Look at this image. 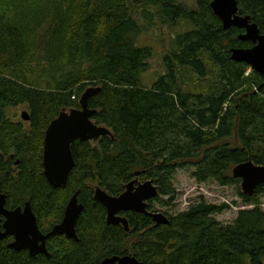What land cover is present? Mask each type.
I'll return each instance as SVG.
<instances>
[{"label":"trees","instance_id":"obj_1","mask_svg":"<svg viewBox=\"0 0 264 264\" xmlns=\"http://www.w3.org/2000/svg\"><path fill=\"white\" fill-rule=\"evenodd\" d=\"M180 1L0 0V191L12 208L29 202L44 233L62 222L75 193L84 205L78 242L51 237L50 256L36 258L0 243V264H101L126 255L142 264H264V185L251 196L240 192L253 209L229 226L213 218L228 206L201 202L168 225L126 213V232L107 224L95 199L98 187L117 197L132 180L153 181L155 212V203L173 206L179 170L228 187L241 183L235 166L264 165V79L230 54L252 43L239 41L244 31L223 28L213 0H197L192 10ZM236 1L264 34V0ZM158 23L186 32L173 36L165 74L144 88L153 51L138 46V37ZM89 87H102L90 100L93 121L114 138L76 141L68 184L54 189L43 176L45 132L63 110L79 108ZM20 106L29 110L30 131L7 117Z\"/></svg>","mask_w":264,"mask_h":264},{"label":"water","instance_id":"obj_2","mask_svg":"<svg viewBox=\"0 0 264 264\" xmlns=\"http://www.w3.org/2000/svg\"><path fill=\"white\" fill-rule=\"evenodd\" d=\"M211 8L216 17L222 22L223 28H237L244 31L238 36L241 42H250L249 48H232L231 59L236 63L249 66L264 79V34L259 27L251 22L250 16L239 14L236 0H213ZM102 93V87H89L81 95L79 108L69 111L63 110L48 126L45 132L43 149V176L48 184L54 188H65L75 167L72 145L76 142H94L103 137H113V133L105 126L97 125L93 118L97 110L90 108V100ZM25 121L30 119L28 112L22 113ZM232 176L241 182V190L245 195H253L264 185V165H256L253 161L235 166ZM139 173L136 174V178ZM77 192L70 199L60 224L53 227L48 234H43L30 203L24 209L14 211L5 209L6 195L0 192V216L7 219L4 224L5 232L0 231V241L7 236H14L15 241L10 247L16 252L29 251L32 258L39 255L50 256L46 242L51 237L66 236L70 240L79 241L77 224L83 214L84 205L79 201ZM159 196L158 187L153 181L140 183L132 180L125 187V191L117 197L109 195L101 188H96L95 199L107 210V224L121 225L126 232L130 231L129 220L121 213H137L151 217L157 225H168V217L163 213H151L149 202ZM101 264H142L134 256H114L106 258Z\"/></svg>","mask_w":264,"mask_h":264},{"label":"rangeland","instance_id":"obj_3","mask_svg":"<svg viewBox=\"0 0 264 264\" xmlns=\"http://www.w3.org/2000/svg\"><path fill=\"white\" fill-rule=\"evenodd\" d=\"M180 3L191 10L197 8V0H181ZM185 32L186 30L182 26L171 29L162 26L161 23H158L153 29H143L138 37V46L149 47L153 51V57L149 61V69L141 76V85L144 88H151L165 74L164 57L169 51L171 40L174 35ZM25 111H29L27 106L10 108L7 110V117L14 122H23L22 113ZM24 129L30 131V124L25 123ZM193 171V169H184L177 172L173 182L177 193L173 206L164 207L155 203L154 211L163 213L167 217H176L201 202L217 207L226 205L228 208L214 215L213 218L221 225L229 226L235 223L240 211L253 209L252 206L245 205L240 196V192H242L241 183L228 187H223L215 181L198 183L192 177ZM163 200L167 201L168 198ZM260 202L264 212V196L261 197Z\"/></svg>","mask_w":264,"mask_h":264},{"label":"flooded vegetation","instance_id":"obj_4","mask_svg":"<svg viewBox=\"0 0 264 264\" xmlns=\"http://www.w3.org/2000/svg\"><path fill=\"white\" fill-rule=\"evenodd\" d=\"M253 46V45H252ZM26 112H28L29 113V111H26ZM30 115V114H29ZM22 121L23 122H17V123H23V124H25V123H29V124H31L30 123V119L28 120V121H25L23 118H22ZM31 126V125H30ZM12 161H13V163H14V170L17 172V170H18V166H19V163H20V161H18V160H15V158H13V156H12ZM15 174H18V173H15ZM139 181V180H138ZM146 182V181H145ZM141 183V182H140ZM1 192V191H0ZM2 193V192H1ZM2 194H4V193H2ZM6 195V194H5ZM155 200V199H154ZM154 200H151L150 202H152V201H154ZM150 202H149V207H150ZM27 203H29V202H26V204ZM26 204L24 205V206H22V207H15V208H12V207H10V205H9V196L8 195H6V203H5V209L7 210V211H14V210H16V209H18V208H22V209H24V207L26 206ZM33 210V209H32ZM149 210V209H148ZM150 211V210H149ZM34 212V211H33ZM151 213H159V212H152V211H150ZM35 214V213H34ZM126 213H121L120 215H122V216H124V217H126V215H125ZM36 216V215H35ZM127 218V217H126ZM37 219V218H36ZM128 219V218H127ZM6 221H7V219H6V217L4 216V215H1L0 216V231L2 232V233H4L5 232V229H4V224L6 223ZM38 225V224H37ZM77 228V227H76ZM77 230V229H76ZM41 231V230H40ZM52 231V230H51ZM50 231V232H51ZM42 232V231H41ZM43 234H48V233H44V232H42ZM14 241H15V237L14 236H7L5 239H3V240H1L0 241V243H3V244H5V246L9 249V250H12L13 252H16L15 250H13L11 247H10V245L12 244V243H14ZM48 241H49V239L47 240V242H46V247H47V249H48V246H47V244H48ZM16 253H19V252H16ZM21 253V252H20ZM22 253H27L29 256H30V253H29V251H22ZM40 256V255H39ZM44 256H46V255H44ZM31 257V256H30ZM48 257V256H47ZM32 258V257H31Z\"/></svg>","mask_w":264,"mask_h":264},{"label":"bare ground","instance_id":"obj_5","mask_svg":"<svg viewBox=\"0 0 264 264\" xmlns=\"http://www.w3.org/2000/svg\"><path fill=\"white\" fill-rule=\"evenodd\" d=\"M50 219V218H49Z\"/></svg>","mask_w":264,"mask_h":264}]
</instances>
